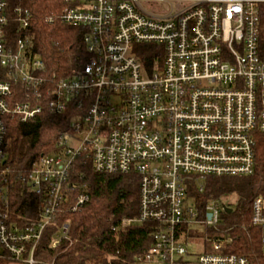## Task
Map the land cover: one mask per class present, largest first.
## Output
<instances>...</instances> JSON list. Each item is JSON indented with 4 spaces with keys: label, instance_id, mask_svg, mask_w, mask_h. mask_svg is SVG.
<instances>
[{
    "label": "built area",
    "instance_id": "obj_1",
    "mask_svg": "<svg viewBox=\"0 0 264 264\" xmlns=\"http://www.w3.org/2000/svg\"><path fill=\"white\" fill-rule=\"evenodd\" d=\"M62 1V22L84 30L88 58L69 77L49 74L33 53L31 12L0 0V70L7 75L0 80V261L38 264L47 228L55 229L53 248L67 238L69 225H57L62 206L72 195L67 207L76 212L90 199L87 185L70 182L73 162L85 155L96 173L139 177L138 215L121 227L158 226L136 264H248L223 253L227 240L211 237L212 252L188 260L194 237L185 239L187 232L218 230L230 207L211 198L200 217L187 192L190 182L201 193L209 177L255 173L256 137L264 134V0ZM147 46L156 52L151 66L142 60ZM44 109L70 114L69 132L28 173L42 200L38 217L15 220L2 168L8 123L29 122ZM251 223L261 228L264 254L262 196L253 201Z\"/></svg>",
    "mask_w": 264,
    "mask_h": 264
},
{
    "label": "trees",
    "instance_id": "obj_2",
    "mask_svg": "<svg viewBox=\"0 0 264 264\" xmlns=\"http://www.w3.org/2000/svg\"><path fill=\"white\" fill-rule=\"evenodd\" d=\"M12 3L31 12L32 20L26 33L32 38L33 53L44 60L49 74L69 77L73 71L83 68L88 59L83 44L84 30L62 22L64 1L12 0ZM260 19L259 51L264 58V5L260 7ZM15 33H18L17 29ZM153 49L147 46L143 54L142 60L147 66L157 58ZM6 79V72L0 70V80ZM16 92L21 94L18 101H23L26 97L24 89L16 86ZM69 117L70 114L56 115L44 109L29 122L13 119L8 123L2 168L6 172L10 212L15 220L38 217L42 200L32 192L27 176L41 155L57 151L60 136L69 132ZM256 138L254 175L209 177L203 184V192H199L195 182L189 183L187 192L194 199L200 217L211 198L229 199L232 211L222 216L219 226L222 232L210 229L207 235L227 240L223 253L244 257L248 264H264L261 228L251 223L254 199L264 198V134L258 133ZM92 163L85 155L73 162L70 182L77 187L87 185L90 199L76 212L67 207L72 202V195L65 202L57 225H69L67 238L53 248L55 229L47 228L35 255L38 264H136L138 256L149 252L157 223L121 227L122 220L138 215L139 177L134 173H96ZM194 236L190 230L185 239ZM196 236L201 237V234Z\"/></svg>",
    "mask_w": 264,
    "mask_h": 264
},
{
    "label": "rangeland",
    "instance_id": "obj_3",
    "mask_svg": "<svg viewBox=\"0 0 264 264\" xmlns=\"http://www.w3.org/2000/svg\"><path fill=\"white\" fill-rule=\"evenodd\" d=\"M205 180L202 181L201 183L204 184ZM227 199V198H226ZM225 199V200H226ZM228 203H229V199H227ZM191 231L195 234L199 233L201 234L200 238H196L194 236V239H191V241H188V250H189V254L190 256L188 257V260L194 261V259L196 260V258L204 253V252H212V248H211V244L209 241H206L205 237H209L210 235L207 236V230L205 228H203L202 226H195L191 229ZM215 232H222V230L219 228L218 230H216ZM196 238V239H195ZM214 238V237H211ZM2 264V263H0ZM8 264H15V262H8ZM16 264H21V263H16ZM144 264H152V263H144Z\"/></svg>",
    "mask_w": 264,
    "mask_h": 264
},
{
    "label": "water",
    "instance_id": "obj_4",
    "mask_svg": "<svg viewBox=\"0 0 264 264\" xmlns=\"http://www.w3.org/2000/svg\"><path fill=\"white\" fill-rule=\"evenodd\" d=\"M231 208H228L227 210H226V213H231Z\"/></svg>",
    "mask_w": 264,
    "mask_h": 264
},
{
    "label": "crops",
    "instance_id": "obj_5",
    "mask_svg": "<svg viewBox=\"0 0 264 264\" xmlns=\"http://www.w3.org/2000/svg\"><path fill=\"white\" fill-rule=\"evenodd\" d=\"M0 263H2V264H8V262H2V261H0Z\"/></svg>",
    "mask_w": 264,
    "mask_h": 264
}]
</instances>
